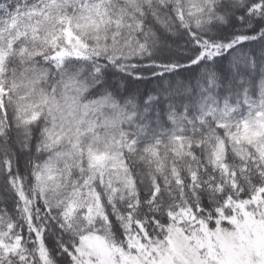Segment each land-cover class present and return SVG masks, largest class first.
<instances>
[{
	"label": "snow or ice",
	"instance_id": "6c2138e0",
	"mask_svg": "<svg viewBox=\"0 0 264 264\" xmlns=\"http://www.w3.org/2000/svg\"><path fill=\"white\" fill-rule=\"evenodd\" d=\"M0 264H264V0H0Z\"/></svg>",
	"mask_w": 264,
	"mask_h": 264
}]
</instances>
